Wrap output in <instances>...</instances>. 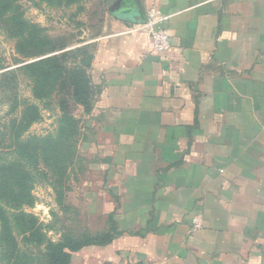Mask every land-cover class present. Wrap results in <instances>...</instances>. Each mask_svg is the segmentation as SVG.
I'll list each match as a JSON object with an SVG mask.
<instances>
[{"label":"crops","instance_id":"1","mask_svg":"<svg viewBox=\"0 0 264 264\" xmlns=\"http://www.w3.org/2000/svg\"><path fill=\"white\" fill-rule=\"evenodd\" d=\"M118 9L131 18L102 22L87 116L122 233L94 252L264 264V0H120ZM149 12L167 16L166 51L151 48Z\"/></svg>","mask_w":264,"mask_h":264},{"label":"rangeland","instance_id":"2","mask_svg":"<svg viewBox=\"0 0 264 264\" xmlns=\"http://www.w3.org/2000/svg\"><path fill=\"white\" fill-rule=\"evenodd\" d=\"M119 3L120 0H73L71 3H65L63 0L13 2L27 23L26 33L28 29L32 31L31 25H38L48 39L58 46L56 51L39 57L63 54L67 67L86 60V55L80 52L74 56L69 54L70 49L84 45L87 54H93L96 49L94 40L101 32L104 18L110 17L112 10L119 11ZM49 45L50 43H47L41 48L46 49ZM15 50L14 39L0 29V73L38 59V57L24 59ZM36 50L29 45L24 47V52L31 53ZM91 64L92 59L87 70L89 77ZM15 83L12 88L18 96L35 103L40 110L41 118L29 126L28 134L57 135L63 141V148L69 147L72 152L65 172L62 168L67 161H58L60 167L49 172L48 169L54 167L49 165L53 163V159L46 154L41 160L40 167L48 168L44 169L48 170L47 177L36 178L32 190L34 203L24 208V211L33 217V221L25 218L19 225L13 219L15 218L13 212L9 218L16 248L20 254L18 264H45L53 252L49 243H58L68 238L82 241L87 235L108 231L111 225L118 228L114 217L117 200L112 194L108 196L111 189L106 184L108 176L106 165L109 162L102 148L98 147L97 140L101 138L97 139L96 136L95 116H87L92 111V103L88 111H85L82 105L76 104L72 99L70 81L67 79L64 81L60 79L51 94L41 99L32 96L28 78L20 77ZM7 89L9 86L0 90V96H3L0 101L3 121L18 114L17 111L5 116L9 107L8 103L4 102L9 96ZM64 116H73L76 119L77 130L72 135L69 127L60 136L57 134ZM59 183L60 191L63 189L60 196L53 187L55 185L57 188ZM32 225L38 233L29 239H22L21 232ZM93 247L85 246L71 252L68 264H138L133 258L129 260L127 254L122 255L118 262L102 259L104 254L94 252ZM7 249L0 248V264L8 263L5 252Z\"/></svg>","mask_w":264,"mask_h":264},{"label":"trees","instance_id":"3","mask_svg":"<svg viewBox=\"0 0 264 264\" xmlns=\"http://www.w3.org/2000/svg\"><path fill=\"white\" fill-rule=\"evenodd\" d=\"M14 1L0 0V29L14 39L15 51L22 58L38 57V59L0 73V90L9 86L7 89L9 96L4 100L9 106L5 116L18 111V114L13 117L9 116L4 121L0 114V248L1 250L8 248L5 251L7 264H18L20 255L9 220L12 212L15 216L13 219L19 225L24 222L25 218L33 221V217L26 213L24 208L30 207L34 203L32 190L36 178L47 177L48 170L53 172L58 169L60 166L57 163L62 160L67 161V164L62 168L65 172L72 156L69 147L63 148L61 137L49 134L45 136L28 134L29 126L41 118L40 110L35 103L28 102L25 98L18 96L12 87L15 86L18 78L26 77L32 96L35 99H41L51 94L60 79L63 81L67 79L70 81L73 101L82 105L85 111L90 109L93 95V86L87 72L92 55L87 54L85 46L75 47L68 51L72 56L78 52L86 55V60L83 63L74 64L72 67H67L63 54L55 53L39 57L56 51L58 46L54 41L51 42L48 39L38 25H31L32 31L28 29V33H26L27 23L24 21L21 11L14 6ZM63 1L65 3L73 2V0ZM137 14L139 16H137V21H142L143 14L140 12ZM47 43L50 45L46 49H42L41 47ZM28 45L37 50L31 53L24 52V47ZM2 99L3 96H0V101ZM63 118L57 134L59 136L63 134L67 127L71 130L70 135L74 134L77 130L76 119L73 116H64ZM69 137L71 138V136ZM46 154L53 159V163L49 164L54 165L53 168L40 167V162ZM46 168L47 171L44 170ZM57 185V188L55 185L53 187L56 194L60 196L63 194V189L60 191L61 183ZM37 233L32 225L21 232V238L29 239L30 236ZM121 233L118 228L111 225L108 231L87 235L82 241L68 238V240L58 243H49L53 252L45 264H68L71 252H76L85 246L107 245ZM138 264L141 263L138 262Z\"/></svg>","mask_w":264,"mask_h":264},{"label":"built area","instance_id":"4","mask_svg":"<svg viewBox=\"0 0 264 264\" xmlns=\"http://www.w3.org/2000/svg\"><path fill=\"white\" fill-rule=\"evenodd\" d=\"M167 16L156 15L149 12L142 27L147 34L152 50L156 52H163L171 47L170 36L165 27L160 23L165 20Z\"/></svg>","mask_w":264,"mask_h":264},{"label":"water","instance_id":"5","mask_svg":"<svg viewBox=\"0 0 264 264\" xmlns=\"http://www.w3.org/2000/svg\"><path fill=\"white\" fill-rule=\"evenodd\" d=\"M114 15H116L117 17H122V18H128V19H130L131 18V15H129V14H126V11L125 10H119V11H114V10H112L111 11ZM123 14H126V15H123ZM137 17H135V19L134 20H136L137 21V19H136ZM30 62V61H29Z\"/></svg>","mask_w":264,"mask_h":264}]
</instances>
